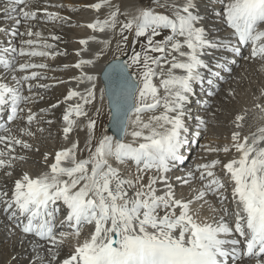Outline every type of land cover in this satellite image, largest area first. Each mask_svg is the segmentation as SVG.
Listing matches in <instances>:
<instances>
[{"label": "snow or ice", "instance_id": "snow-or-ice-1", "mask_svg": "<svg viewBox=\"0 0 264 264\" xmlns=\"http://www.w3.org/2000/svg\"><path fill=\"white\" fill-rule=\"evenodd\" d=\"M31 2L9 0L8 7L26 22L37 20L40 11L50 22L70 20L47 8L30 10ZM85 7L97 12L109 9L104 19L97 18L85 27L93 33L118 31L121 39L117 51L131 46L130 54L121 53L126 59L116 56L107 62L102 80L88 70L96 63L91 58H79L72 65L79 74L68 81L46 75L43 70L49 65L31 58H55L66 53L55 51L56 45L48 42L59 41V36L44 38L31 26L19 33L28 37L19 47L9 41L0 48V112L10 109L6 116L9 121L25 113L27 125L20 129L22 133L33 137L34 122L37 126L53 122L44 116L59 107V101L38 113L27 107L44 99L41 90L55 86L42 82L50 79L56 84L75 81L77 85L63 97L64 138L73 133L80 118L87 121L85 147L81 149L77 140L55 153L47 171L35 177L23 173L15 180L11 194L0 191V213L25 237L46 242L47 264L58 259L65 238L69 234L78 238L85 226L91 228L90 233L61 264H264V125L247 135L233 131L231 142L222 147L201 146L216 154L234 151L236 155L227 162L212 159L197 164L195 171L176 176L175 184L170 176L186 160L183 149L189 145L192 132L186 122L190 96L205 80L211 86L212 78H218L224 68L223 62L213 65L204 57L228 49L245 60H264V28L260 27L264 25V0H225L219 18L231 32L223 39L210 38L199 0L161 4L171 9L170 15L141 7L128 16L112 0H98ZM121 16L125 18L121 20ZM16 23L19 25L20 20ZM9 35L18 33L11 31ZM129 35L133 36L131 42ZM90 41L111 45L110 40H98L95 34L79 39L83 47L77 50L78 57L90 51ZM242 45L249 46V55H243ZM101 55L102 51L95 53L96 57ZM18 57L29 59L19 62ZM98 80L103 87H98ZM105 98L114 135L97 137V120ZM255 106L264 114V105ZM160 109L159 114L144 119L145 113ZM245 115H236L237 129ZM196 126L206 127V122L197 120ZM0 131L4 133L0 144L5 145L0 148V168H11L15 160L24 159L14 154L16 146L30 149L32 145L13 135L6 125L0 126ZM192 134L199 136L200 132ZM126 137L131 139L126 141ZM84 151L87 156L78 158V152ZM217 166L227 180L216 174ZM197 180L200 187L193 189L190 198L177 196L176 184L191 187ZM229 187L235 205L231 213L224 207ZM209 196L216 197L219 209L209 202ZM194 204L200 209L208 205L213 213L221 214L201 219ZM62 208L66 215L57 223ZM65 227L71 233L63 231ZM32 264L44 262L35 260Z\"/></svg>", "mask_w": 264, "mask_h": 264}, {"label": "bare ground", "instance_id": "bare-ground-1", "mask_svg": "<svg viewBox=\"0 0 264 264\" xmlns=\"http://www.w3.org/2000/svg\"><path fill=\"white\" fill-rule=\"evenodd\" d=\"M96 2H98V0H32L30 10L47 8L49 11L59 12L62 16L70 18L67 23L47 21L44 18L43 11L39 12L37 20L26 22L20 17L18 12H13L8 6L0 2V29H4V31H0V48L7 46L9 41H11L13 47H19L20 41L28 38L19 35V33H24L28 27L31 26L33 31H40L44 38H49L52 35L59 36L61 38L59 41L49 39L48 42L56 45L55 51L66 53L64 55H57L55 58H31L33 62L47 63L49 65L48 70H43L46 71V75L55 77L59 80L68 81L69 77L79 74V70L72 67V65H74L79 58H91L95 59L96 63L93 66H89L88 70L92 71L100 79V73L107 61V53L120 41L121 37L118 31L93 33L92 30L85 27L87 23L97 18L104 19L108 14V8H104L100 12H97L96 10L85 7L86 5ZM161 2L165 4L166 2L170 3L171 0H164ZM175 2L183 3V0H175ZM224 2L225 0H199V11L204 17L203 23L209 32L210 38L219 37L223 39L228 37L231 32V29L219 18L221 6ZM112 3L118 6L120 11L126 13L128 16L135 15L138 8L148 7L144 5L141 0H112ZM56 5H63L64 7L58 8ZM213 5L215 6L214 8ZM153 10L171 14V12H167V8H163L162 10L160 4H156ZM124 18V16L120 17L121 20ZM18 19L20 20L19 25L16 23ZM11 31H16L18 35L11 37L9 35ZM94 34L97 35L98 40H110V47H105L97 41H90L88 45L90 51L83 53L82 57H78L76 52L83 47L78 43L79 39ZM137 46L138 45L135 47ZM99 51H102L103 55L96 57L95 53ZM227 55L232 57L228 49H224L212 51L211 55L205 56L204 58L210 64L215 65L218 61L225 59L228 61ZM27 59L29 58L18 57L19 62H24ZM251 63H253V66L255 65L254 67H259V69L264 68V60L260 58L249 59L248 62H242L232 73L224 68L221 69L220 76L218 78H212L213 84L211 86L207 84L206 80L204 84L196 86L195 92L190 96L187 104V111L190 114H194L195 108L201 107L199 113L196 114L193 119V124L190 126L192 132H200V135L196 136L199 148L189 156L185 155L187 163L184 164V170L181 171V173H183L182 176L186 175L189 170L195 171V165L197 164L207 163L212 159H220L223 162H227L228 159L236 155L234 151L227 155L224 153H210L205 151L201 146L222 147L231 142V133L233 131H240L242 135H247L249 132L255 131L257 127L264 125V119H261V116L264 114L255 106L259 103L263 105L264 95H261V93L264 91L258 89V91H260L259 93L250 94L251 98H253L252 100L248 97L249 95H244V97H242L237 90L238 84L244 79L239 78L240 76L243 77L241 73ZM66 64L69 65L68 68L63 67ZM9 82L11 81L9 80ZM42 82L54 84L55 86L47 91L41 90L44 99L36 102L34 105H28L27 107H31L34 112L38 113L39 109L50 108L51 105L56 104L58 101L60 102V106L51 109L44 116L45 120L53 121L51 124L42 122L37 126L35 122L33 123L31 126V130L35 133L33 137H28L20 131L21 128L27 125L25 113H20L13 124L8 126L13 135L28 140L32 147L30 149H22L16 146V152L14 154L23 156L24 159L15 160L11 168H0V191H7L11 194L15 180L21 178L23 173H28L30 176L35 177L47 171L48 165L54 162L55 153L58 150L70 147L71 143L79 140L80 148L83 149L85 147L87 139V121L84 118L78 120L77 126L73 133L69 135L68 139L64 138L62 132L64 127L62 115L66 107L63 102V97L66 95L69 88L77 87L76 82L72 81L70 83L56 84L55 81L51 79ZM259 83H261V80ZM101 86L102 84L99 83L98 80V87ZM204 86L205 93H201L199 89H202ZM258 88L264 90V80L261 87ZM207 89L210 91L216 89L214 96H209L206 92ZM25 111H27V108ZM159 111H162V109L157 110L156 113H145L144 119H147L151 115L159 114ZM242 113H246L245 119L242 123V127L237 129L235 126V117ZM89 114L92 115L91 112ZM197 120L205 121L206 127L201 126L197 128ZM186 122H188V116L186 117ZM39 128H43V131H39ZM192 132L189 133L190 139ZM125 139L128 141L131 137H126ZM189 143L191 144V140ZM4 147L5 145L0 144V148ZM46 154L47 159H45ZM85 156H87L86 151L78 152V158H83ZM215 171L218 176L227 180V177L224 176L223 172L220 170V166H217ZM7 173H11V175ZM173 173L174 171L170 173L172 178ZM173 183L175 184V180H173ZM199 187L200 182L198 180L192 183L191 187L176 184V194L178 197L188 199L194 194L193 189ZM225 195L229 197V200L225 202L224 207H227L231 213L234 211L235 205L231 203L230 187ZM208 200L217 209L221 207L216 197L209 196ZM193 209L200 211L201 219L205 217L212 219L214 215L219 216L221 214L220 212L213 213L208 205H204V207L200 209L198 204H194ZM90 231L91 228L85 226L82 229V234L78 238L73 235H68L58 250V259L53 261L52 264H61L62 260L67 258V256L74 251L75 245L78 242H83ZM46 248L47 244L45 241L33 238L31 235L25 237L18 229H13L6 217L0 213V264H32L35 260H41L44 264H47L50 257L46 252Z\"/></svg>", "mask_w": 264, "mask_h": 264}, {"label": "rangeland", "instance_id": "rangeland-1", "mask_svg": "<svg viewBox=\"0 0 264 264\" xmlns=\"http://www.w3.org/2000/svg\"><path fill=\"white\" fill-rule=\"evenodd\" d=\"M161 1H164V0H141V2L144 5L151 7L152 9H154V6L156 4H160V5L163 4ZM160 8L163 10V7H160ZM167 12H171V9L167 8ZM166 14H168V13H166ZM164 34L166 35L167 33L165 32ZM162 38H163V35L160 37H157V39H162ZM132 39H133V36L129 35V42H131ZM136 48H137V50H139V45ZM124 51H127V53L130 54L131 46L127 50L121 49V51H117V44H116L107 53V60H110L116 56H119V57L124 56L121 54ZM251 64L250 65L252 67L250 65L247 66L245 68L246 70L244 69L243 72L241 73V75H243V77L239 75L240 76L239 78H244V79L240 82L241 84L240 83L238 84L237 90H238L239 94L242 95V97H244V95L245 96L249 95L248 97H250V99L253 100V98H251L250 94L252 95L253 93H255V94H257V92L259 93L260 91H258V89L261 91H264L262 88L261 89L258 88V87H261V84L264 80V68L259 69V67L258 68L254 67L255 65L253 66V63H251ZM260 80H261V83H259ZM263 105H264V102H263ZM97 106L98 107L101 106L99 104V102H98ZM108 112H109V108H108V105L106 103V100H104L102 113L97 120V127H96V131H95V135L97 137L101 136L102 134L110 135L107 131Z\"/></svg>", "mask_w": 264, "mask_h": 264}, {"label": "water", "instance_id": "water-1", "mask_svg": "<svg viewBox=\"0 0 264 264\" xmlns=\"http://www.w3.org/2000/svg\"><path fill=\"white\" fill-rule=\"evenodd\" d=\"M120 59H126V58H125V57H121ZM112 60H113V59H112ZM112 60H111V61H112ZM105 69H106V67H105ZM102 79H103V76H102ZM109 128H110L111 131H113V130H112V122H111V121L109 122Z\"/></svg>", "mask_w": 264, "mask_h": 264}]
</instances>
